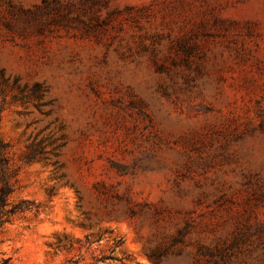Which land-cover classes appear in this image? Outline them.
Returning <instances> with one entry per match:
<instances>
[{
	"label": "rangeland",
	"instance_id": "obj_1",
	"mask_svg": "<svg viewBox=\"0 0 264 264\" xmlns=\"http://www.w3.org/2000/svg\"><path fill=\"white\" fill-rule=\"evenodd\" d=\"M0 70V264H264V0H0Z\"/></svg>",
	"mask_w": 264,
	"mask_h": 264
},
{
	"label": "trees",
	"instance_id": "obj_2",
	"mask_svg": "<svg viewBox=\"0 0 264 264\" xmlns=\"http://www.w3.org/2000/svg\"><path fill=\"white\" fill-rule=\"evenodd\" d=\"M3 76L4 71L0 70ZM56 142V141H54ZM43 141H40L38 147L34 145L28 146V152L25 156V161L30 163L33 161H40L47 154L44 148H40ZM63 145L59 146L62 147ZM9 144L6 143L0 135V227L12 223L17 218H23L26 214L31 213L37 216L40 211V205L34 201L19 199L13 201V195L18 190V176L19 168L11 165V159L8 157ZM54 165L60 164L59 161H54ZM61 167V165H60ZM123 242H118L121 245ZM110 257H102L101 260H108ZM6 264V262L4 263Z\"/></svg>",
	"mask_w": 264,
	"mask_h": 264
}]
</instances>
